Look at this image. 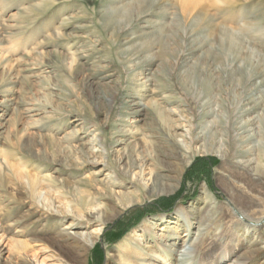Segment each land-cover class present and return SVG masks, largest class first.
<instances>
[{"label":"rangeland","instance_id":"rangeland-1","mask_svg":"<svg viewBox=\"0 0 264 264\" xmlns=\"http://www.w3.org/2000/svg\"><path fill=\"white\" fill-rule=\"evenodd\" d=\"M242 124L260 150L231 139ZM263 133L264 0H0V264H119L156 251L147 222L182 236L180 207L204 228L198 263L264 264V224H228L218 174L232 153L264 172ZM142 166L170 179L132 186ZM97 205L111 219L88 249L73 234Z\"/></svg>","mask_w":264,"mask_h":264},{"label":"bare ground","instance_id":"bare-ground-1","mask_svg":"<svg viewBox=\"0 0 264 264\" xmlns=\"http://www.w3.org/2000/svg\"><path fill=\"white\" fill-rule=\"evenodd\" d=\"M257 76L262 77V72L260 71ZM250 111L251 109H249L247 113ZM251 125H240L238 127V131L232 132L231 139L234 142H237L240 137H242V139L245 138L246 142L255 144V147L260 150V145L258 142L259 140L255 141V137H253L254 135H249V133L253 131ZM193 142L197 144L200 141L198 138H195ZM179 146L180 150L184 151L185 146L183 144H180ZM237 148L238 145L233 147V149ZM110 152H112L111 149L108 150L101 140H97V144H93L91 146L90 153L97 155L99 154L101 158V160L97 162L93 161V163L101 166L99 172L104 171L106 170V167H109L108 158ZM186 154L187 153H185L184 156L186 159L184 162V168L188 167L192 162V158H189ZM231 155L232 156L230 159H227L229 156L224 154L218 156L223 162V167H225L226 170V173L220 172L218 174L220 175V178L224 180V183H227L228 194L230 195V205H232V210L227 209L226 211V214L228 215V224L233 222L236 223L237 220H234L233 212L237 210L242 213V216L245 220H247L249 223H252L253 229H257L259 225L264 224V172H261L256 168L257 165L255 164L254 160H245L243 159L244 156L240 157L233 153ZM145 171V168L142 166L138 171H133L129 174L125 173L124 178L128 179L132 186H140L141 188H145V191L146 189H150L151 191L154 190L151 185L157 181L160 182L170 179L169 174L156 175L152 179V173H146ZM114 174H117V171L110 169V172L105 175V177L109 179L111 178L110 180H113V178H115ZM147 175L148 177L146 178ZM114 184L115 187L119 188L125 186L122 183ZM207 201H209V199ZM131 203L132 202H129L125 205H117L119 208V210L117 209L119 212L118 214L126 212L132 206L133 203ZM173 215V219H176L177 222L182 223L183 232H185L182 236L178 235L176 229L171 230L172 233L167 235L163 233H157L154 231L156 226L147 222L141 227V232L146 234L149 239H151L149 241L153 243L156 251H151L149 253L142 250L141 254L139 255L136 253L127 255L123 254V256H121L119 259V264H200L195 258L198 259L202 253V246L204 244L203 238L205 236L204 228H202L200 222H198L196 231L192 233V220L194 221L195 219H193L190 213L185 211L184 208H177ZM110 219L111 217L108 216V213L103 210L102 205H97L89 210L87 213V218L84 220L86 223L93 226V228L87 233H74L73 235L82 242L84 247L89 249L99 240L104 227L107 225V222ZM164 222H169L168 218H161V223ZM74 226L77 228H84L83 225ZM245 228L246 230H249L247 227ZM162 230H164V228L162 225H160L159 231ZM137 236L139 238L137 240L135 239L137 241L136 244H139L141 247H143L145 245V241L141 238L143 236ZM5 240V237L0 231V254H7L11 250V246L5 243ZM212 241H209L207 245L212 246ZM145 248L148 247L145 246ZM42 263L43 261H36V264ZM213 264H240V262L231 260L228 255L227 257L224 256V258L217 259V261L213 262Z\"/></svg>","mask_w":264,"mask_h":264}]
</instances>
